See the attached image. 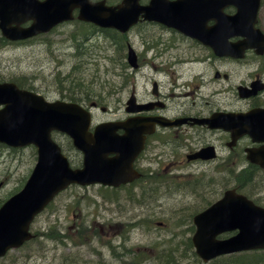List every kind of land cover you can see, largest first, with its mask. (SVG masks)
<instances>
[{"label":"flooded vegetation","instance_id":"flooded-vegetation-1","mask_svg":"<svg viewBox=\"0 0 264 264\" xmlns=\"http://www.w3.org/2000/svg\"><path fill=\"white\" fill-rule=\"evenodd\" d=\"M128 0H92L93 3L104 2L115 7L126 4ZM203 0H136L133 6L140 8L138 21L123 35L125 60L121 72L120 89L117 96L121 100L122 115L109 120L122 122L129 130H152L147 133L145 146L136 159L134 166L145 178H153L155 185L178 187L201 186L206 184V194H216L241 186L242 173L245 171H262L256 163L249 160L250 150L264 147L258 134L254 137L244 135L234 137L233 130L223 127L213 128L209 123L195 120H227L228 114L246 113L255 109H264V55L254 50H247L243 57L225 56L208 43L186 35L175 26L182 25L178 16L184 7L191 8L194 3ZM223 6V14L233 15L237 12L233 6L225 7V0H212ZM153 7L155 17L165 18L167 22L150 20L145 16ZM187 8V10H188ZM146 11V12H145ZM189 11V10H188ZM212 12L200 17L204 22L202 28L205 40L221 44L225 39L229 44L241 42L240 30L227 23L224 17H215ZM79 11H74L72 21L62 23L44 38L48 44L58 42L57 35L63 33V40L72 49L71 55L77 66V22L86 26V22L77 19ZM176 14L177 19H170ZM184 18L183 15L181 16ZM94 31L96 28L89 24ZM258 27L264 33V0L259 15ZM92 38V33L89 37ZM135 50V61L131 63L129 50ZM66 53V52H65ZM200 71H196V69ZM247 71L245 75L242 71ZM200 77L202 85L193 87L194 73ZM212 74V80L205 75ZM259 82L263 87L258 93L241 97V89H252L253 83ZM214 87V89L212 88ZM203 93H206L202 96ZM229 93V100L222 98ZM76 94V93H75ZM198 94L202 97L200 104ZM106 97H111L106 94ZM122 97V96H121ZM77 102L84 107H98L106 111L107 100L97 101L98 94L92 90L87 93L77 88ZM104 99V98H102ZM118 102V103H119ZM218 115V118L214 116ZM95 120V119H94ZM105 120V119H97ZM150 121V125L146 122ZM162 122L165 125H162ZM137 122L135 125H133ZM151 122L154 128L151 126ZM100 124V123H99ZM120 130V134L127 129ZM204 152L202 158H194ZM80 158L82 154L78 151ZM194 172H200L195 174ZM253 174V173H250ZM168 178L169 182H162ZM201 183H196L198 181ZM160 181V182H159ZM202 196V195H200ZM131 264V263H130ZM144 264V263H143Z\"/></svg>","mask_w":264,"mask_h":264},{"label":"water","instance_id":"water-1","mask_svg":"<svg viewBox=\"0 0 264 264\" xmlns=\"http://www.w3.org/2000/svg\"><path fill=\"white\" fill-rule=\"evenodd\" d=\"M249 1L251 6L247 9H252L245 11L247 13L241 11L235 21L244 24L251 20L252 24L255 23L260 0ZM79 6L82 19L121 30L132 25L140 14L135 8L95 12L86 0H0V28L11 39H24L46 32L69 19L73 7ZM103 12L106 18L100 17ZM27 20H34L32 27L21 28L20 24ZM245 47L251 46L248 44ZM133 54L131 51L130 60H133ZM1 105L4 108L0 110V143L13 147L35 145L38 148V163L25 189L11 198L0 211V257L31 238L29 229L35 216L71 184L120 186L139 176L132 164L143 147L144 131L131 129L126 135H117V129L124 128L123 124H104L97 129L94 137L89 132L90 120L79 119L85 116L80 107L46 103L43 97L20 90L13 83L0 84ZM251 116L235 119L228 116L227 120L206 122L226 129L238 127L239 135H253L256 132L253 127L258 125L263 128L259 131L264 134V123L248 119ZM53 130L69 135L75 147L85 154L83 169L70 167L67 157L51 138ZM93 141L96 145L91 144ZM109 154H116V157L108 158ZM194 223L197 230L193 244L206 263L223 255L264 249V208L235 191L226 192L220 201L197 215ZM234 231H237L235 235L219 239L220 235Z\"/></svg>","mask_w":264,"mask_h":264},{"label":"rangeland","instance_id":"rangeland-1","mask_svg":"<svg viewBox=\"0 0 264 264\" xmlns=\"http://www.w3.org/2000/svg\"><path fill=\"white\" fill-rule=\"evenodd\" d=\"M85 30L87 29L77 23L78 32ZM57 36L60 39L67 38L63 34ZM99 38L100 41L93 44L94 53L90 60L86 56L82 58L77 56V72L73 71L76 61L71 60V57L65 53H72L68 45L64 47L67 41L60 40L63 44L56 45L45 43L44 39H40L28 46L6 47L4 41L0 40L3 43L0 45V82H24L53 100L70 96L79 84L89 85L93 81L95 82L94 91L109 104L107 106L109 113L98 110L97 115L103 118L121 115L120 102L124 95L117 96L112 92L110 94L113 95L108 98L106 94H109L114 86L120 85L121 77L117 75L122 72L124 60H121L114 52L112 43L106 41L105 35L100 34ZM82 66L83 70L80 69ZM200 69L202 68L199 67L196 71ZM247 71L243 70L241 77ZM196 73H194L193 80H195L191 87L193 90L202 85V80L195 76ZM205 78L212 80V74L205 75ZM205 94L203 93L202 96ZM195 96H198L196 102L200 104L202 97L198 94ZM230 96L227 93L222 99L229 100ZM117 109H119L117 113H111ZM57 138L60 139L59 142L64 146L73 165L77 167L80 158L78 160L77 151L73 149L70 140L65 136H57ZM36 163L37 152L33 147L12 149L0 145V205L24 186ZM245 172L256 175L254 184L245 190L264 203L262 201L264 200V173L256 170ZM151 185L156 188H153L156 193L153 190L148 191L143 206L134 204L130 200L133 196L128 189L121 191L122 199L116 202L105 199L100 186L70 187L38 217L33 230L45 234L49 228L53 227L54 232L65 231V234L73 237L74 241L65 238V243L62 244L46 235L40 236L31 242L28 248L12 252L10 257L0 261V264H95V262L122 264L120 261L123 259L116 258L115 254L126 257L124 251L133 256L143 255L142 260L148 258L149 262H152L151 259L162 251L158 245L154 246V242L169 239L173 234L182 231L186 232L187 236H192L193 233L189 230L193 226V219H191L193 212L196 209L201 210L206 199L214 201L222 195L220 191L207 195L204 188L206 184L199 186L197 191L190 187L159 189L155 181L153 184L150 183ZM135 194V197L140 195V188L135 189ZM200 194L202 196H199ZM108 197L110 198L109 195ZM143 215L154 219L143 223ZM138 218L142 223L132 226ZM180 239L181 236L178 237V240ZM163 245L166 248L170 246L168 242ZM101 254L104 259L102 263L98 259ZM133 260L132 257L124 259L128 264ZM179 264H183L180 259ZM184 264L195 263L187 257L184 259Z\"/></svg>","mask_w":264,"mask_h":264},{"label":"trees","instance_id":"trees-1","mask_svg":"<svg viewBox=\"0 0 264 264\" xmlns=\"http://www.w3.org/2000/svg\"><path fill=\"white\" fill-rule=\"evenodd\" d=\"M122 55H123V48L121 45L119 50H118V56L121 60H122ZM18 84L22 87L24 82L23 83L19 82ZM254 180H255L254 174L243 172L242 178H241V184H242L241 188H244V187L248 188V186H246L245 184H254ZM150 183L151 184L154 183L153 178L149 179L147 184L144 182L143 185H140L138 187H134V186L127 187L128 192L133 196V199L130 198V200L137 205L145 204L144 198H145V196H147V192L148 191L151 192L154 188L152 185L150 186ZM136 188H140V195H137V197H135V195H136L135 189ZM154 189H156V188H154ZM114 192L119 193L118 191H114ZM153 192H155V190H153ZM106 197L108 199H111L108 196H106ZM112 200L118 202L120 200V198L116 197V198H112ZM148 200H149V197H148ZM152 219H154V218H152L148 215L142 216L143 223L150 221ZM140 222H141V219L138 218L136 220V222L132 223V226H135L136 224H139ZM47 231L48 232L45 233V235L48 236V238H52V240H58L62 244L65 243V240H66L65 238L71 239L72 241H74L73 237L65 234V231L60 230L59 232H54L53 227L49 228V230H47ZM179 236H181L180 240H178ZM165 242H168L170 246L167 248L164 247L163 244ZM155 245H158L159 248H161V250H162L157 255L156 259L159 261V263H156V264H179V259L184 264V259H186L187 257L191 258L195 264H203L202 261L198 258V256L196 255V253L194 251V247H193V244L191 241V237L187 236V233L184 231L173 234L172 237L169 239L165 238L164 240H161L160 242H158V240H157L156 242H154V246ZM116 256L121 257L122 255H116ZM130 257L133 258V255L130 254ZM133 259L136 262L142 261V259L139 258V256H134ZM225 260H227L228 262H222ZM213 263H216V264H264V251L241 253V254L229 256L228 258L222 257L220 259L213 261Z\"/></svg>","mask_w":264,"mask_h":264},{"label":"bare ground","instance_id":"bare-ground-1","mask_svg":"<svg viewBox=\"0 0 264 264\" xmlns=\"http://www.w3.org/2000/svg\"><path fill=\"white\" fill-rule=\"evenodd\" d=\"M263 170L262 171H257V172H259V173H264V168H262ZM250 172H252V171H250ZM149 179H151V178H145V183L147 184V182L149 181ZM155 181V180H154ZM240 185H242L241 183H240ZM246 186H248V187H250V185L251 184H245ZM126 189H127V187H126ZM227 233H229V234H231L232 232H227ZM202 261V260H201ZM203 262V261H202ZM131 264H143V261H140V262H136V261H132L131 262ZM149 264H152V263H149Z\"/></svg>","mask_w":264,"mask_h":264}]
</instances>
